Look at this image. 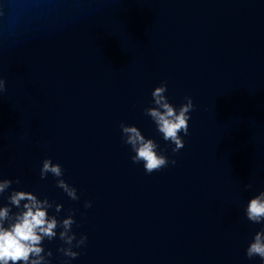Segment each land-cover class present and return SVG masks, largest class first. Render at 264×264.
<instances>
[{
    "label": "water",
    "instance_id": "1",
    "mask_svg": "<svg viewBox=\"0 0 264 264\" xmlns=\"http://www.w3.org/2000/svg\"><path fill=\"white\" fill-rule=\"evenodd\" d=\"M0 79V178L61 218L76 210L88 239L71 264H253L260 225L243 208L264 190V0H0ZM161 82L194 104L175 154L144 115ZM121 122L176 164L146 174ZM45 158L78 201L41 179ZM60 245L44 241L53 264Z\"/></svg>",
    "mask_w": 264,
    "mask_h": 264
},
{
    "label": "clouds",
    "instance_id": "2",
    "mask_svg": "<svg viewBox=\"0 0 264 264\" xmlns=\"http://www.w3.org/2000/svg\"><path fill=\"white\" fill-rule=\"evenodd\" d=\"M6 91L4 79H0V94ZM167 83L155 87L151 92L149 107L144 115L155 125L159 137L171 147L173 154L184 147V137L189 134L190 113L194 109L191 97L179 106L171 103L166 95ZM121 141L130 149V159L135 164H142L146 174L160 171L169 165L176 164L166 154L167 148L153 138L146 137L135 125L120 124ZM51 175L56 187L61 189L73 201L80 199L77 189L64 179V169L58 162L45 158L40 167L41 179ZM19 180L0 178V264H53L51 249L46 250L44 241L58 239L61 245L57 252L63 259L59 264H71L79 256L74 249L86 247L87 235L73 231L75 209H69L61 218L63 205L50 201L48 197L40 198L32 191L12 188ZM246 184L245 189H251ZM91 201L84 202V208H90ZM54 212L50 211L53 210ZM248 222L260 225L251 237L245 249V257L253 264H264V190L256 191L243 208ZM78 226V225H77Z\"/></svg>",
    "mask_w": 264,
    "mask_h": 264
}]
</instances>
